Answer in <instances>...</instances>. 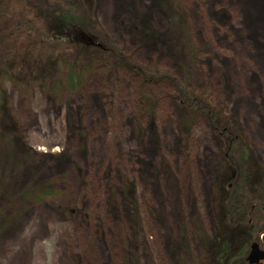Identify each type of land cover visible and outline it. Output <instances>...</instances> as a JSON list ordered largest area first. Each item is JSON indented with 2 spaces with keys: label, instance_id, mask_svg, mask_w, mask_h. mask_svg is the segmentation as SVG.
<instances>
[{
  "label": "rangeland",
  "instance_id": "obj_1",
  "mask_svg": "<svg viewBox=\"0 0 264 264\" xmlns=\"http://www.w3.org/2000/svg\"><path fill=\"white\" fill-rule=\"evenodd\" d=\"M94 3L143 73L102 61L53 98L3 85L0 264H203L232 145L264 175V0Z\"/></svg>",
  "mask_w": 264,
  "mask_h": 264
},
{
  "label": "trees",
  "instance_id": "obj_2",
  "mask_svg": "<svg viewBox=\"0 0 264 264\" xmlns=\"http://www.w3.org/2000/svg\"><path fill=\"white\" fill-rule=\"evenodd\" d=\"M95 11L94 0H0V90L11 82L53 98L77 90L102 61L142 74L101 37ZM9 129L14 138V121ZM237 144L215 174L219 229L204 245L203 264H249L248 250L256 234L264 232V175L251 151ZM49 195L39 190L33 197ZM3 207L0 222L7 216Z\"/></svg>",
  "mask_w": 264,
  "mask_h": 264
},
{
  "label": "water",
  "instance_id": "obj_3",
  "mask_svg": "<svg viewBox=\"0 0 264 264\" xmlns=\"http://www.w3.org/2000/svg\"><path fill=\"white\" fill-rule=\"evenodd\" d=\"M249 264H259L264 261V246L258 242H253L247 256Z\"/></svg>",
  "mask_w": 264,
  "mask_h": 264
},
{
  "label": "flooded vegetation",
  "instance_id": "obj_4",
  "mask_svg": "<svg viewBox=\"0 0 264 264\" xmlns=\"http://www.w3.org/2000/svg\"><path fill=\"white\" fill-rule=\"evenodd\" d=\"M262 246H264V241L263 242H260ZM259 264H264V261L259 263Z\"/></svg>",
  "mask_w": 264,
  "mask_h": 264
}]
</instances>
